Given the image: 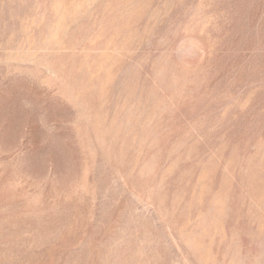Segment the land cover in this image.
Wrapping results in <instances>:
<instances>
[{"label": "rangeland", "instance_id": "374dc122", "mask_svg": "<svg viewBox=\"0 0 264 264\" xmlns=\"http://www.w3.org/2000/svg\"><path fill=\"white\" fill-rule=\"evenodd\" d=\"M0 264H264V0H0Z\"/></svg>", "mask_w": 264, "mask_h": 264}]
</instances>
